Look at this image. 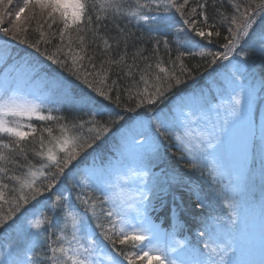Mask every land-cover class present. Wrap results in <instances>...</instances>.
Returning a JSON list of instances; mask_svg holds the SVG:
<instances>
[{"label": "snow or ice", "instance_id": "snow-or-ice-1", "mask_svg": "<svg viewBox=\"0 0 264 264\" xmlns=\"http://www.w3.org/2000/svg\"><path fill=\"white\" fill-rule=\"evenodd\" d=\"M228 3L231 12L221 10L222 2L217 7V0H211V4L209 0H196L192 7L189 0H23L10 27L2 26L5 12L0 8V34L38 54L33 57L36 64H42L39 57H43L65 73L53 76L46 86L57 95L61 108L83 114L71 118L53 115L61 108L48 107L44 97L28 98L25 89L30 81H0V233L10 237L5 246L7 257L0 264H257L240 258L235 239L221 241L220 217H211L212 223L198 233L202 249L189 251L180 242L175 247L162 245L160 230L148 215L151 200L158 193L144 178L147 170L143 162L148 156H158L164 141L170 139L188 154L186 163L195 169L201 157L194 155V148L202 155L219 151L225 146L231 127L246 121L249 135L245 156L253 152L259 157L264 178V122L257 136L255 122L249 115L254 93L242 84L248 60L252 56L264 60V0ZM3 4L4 0H0ZM209 7L217 14L213 22H209L206 11ZM26 11L25 19L36 22L32 31L38 33V39L30 40L26 35L28 28L18 23ZM121 21L135 22L149 33L175 29L170 38L162 41L169 60L160 58L161 41L156 40L154 57L143 56V49H138L129 63ZM109 22L120 33L115 46L119 48L121 40L124 42L125 51L118 58H112L113 44L100 31ZM221 36L223 42L219 40ZM213 37L218 38L223 52L208 47L214 42ZM53 40L58 42L53 44ZM97 40V47L108 53L100 59L99 67L95 54L89 52V44ZM173 46L175 60L171 58ZM185 57H200L204 63L188 67ZM233 58H238L236 63ZM139 61L144 62L143 67ZM220 61H228L219 82L230 93L226 102L215 108L217 115L223 112L222 120L206 118L197 128L204 116L203 106L197 113L178 104L174 115L157 108L193 71L203 66L206 71L216 72ZM113 70L117 79L111 78ZM41 71L47 69L42 67ZM124 78L132 83L122 87L118 80ZM32 120L44 123L36 127L30 123ZM178 125L183 128L182 133L176 131ZM114 130L120 133L124 149L136 154L140 167L125 171L121 160L115 159L107 165H97L94 160L81 169L83 154L90 149L95 151L94 146L98 147V142ZM29 153L38 163L29 158ZM129 174L141 181L134 193L125 187ZM174 182L179 184L180 180L174 178ZM195 207L205 209L199 199ZM225 207L231 217L227 231L234 233L239 224L236 204L227 202ZM41 237L44 242L40 247L46 245V250L37 254L36 241ZM177 249L183 251L174 257L172 253ZM258 264H264V236Z\"/></svg>", "mask_w": 264, "mask_h": 264}, {"label": "trees", "instance_id": "trees-1", "mask_svg": "<svg viewBox=\"0 0 264 264\" xmlns=\"http://www.w3.org/2000/svg\"><path fill=\"white\" fill-rule=\"evenodd\" d=\"M221 2L223 3V8L221 10L231 12L232 9L228 0H217V7H220ZM238 2L243 3V0H238ZM195 4L196 0H189V7L195 6ZM209 4H211V0H209ZM21 6H23V0H12L11 4L8 3V0H4V4L0 5V8L5 12L3 27L12 26L15 22V12ZM206 11L209 16V22H213L217 16L215 9L209 7ZM27 15L28 13L26 11L22 14L21 20L18 23L21 27L26 26L28 28L26 35L30 40L38 39V33L32 31L36 22L34 20H26L25 17H27ZM177 19H179V17H177ZM120 27L124 29L127 36L126 51L129 63H131L132 54L138 49H143V56L154 57L153 47L156 40L161 41L159 45L160 58L165 62L169 60V55L165 52L162 41L166 37L170 38L171 33L175 31V29H171L167 33H149L146 27H142L135 22L125 24L123 21H121ZM176 27H179V25ZM100 31L103 36L109 39V43L113 44V47L110 50L112 58H118L119 54L125 51V46L123 40H121L119 48L115 46V39L120 38V33L117 31L115 25L109 22L106 27L102 26ZM221 32L223 36L225 31L222 27ZM222 36L219 38L220 42H223ZM212 39L214 42L211 45H208V47L212 51L223 52V48L218 46V38L213 37ZM57 42L58 40H53V44ZM98 44H100L99 40H97L95 44H89V52L90 54H95L97 67H99L100 59L108 55V53H104L100 47H97ZM44 47L45 46L42 44V50ZM48 47L51 48V45ZM0 53L7 57L6 62L0 66V80L7 65L13 62L23 63L29 68V72L32 73V76L28 77V81H30L29 85L32 87L33 83H37L42 86L41 89L35 91L45 98V104L54 109L61 108L60 104L56 102L57 95L50 87H47L46 84L53 76L57 74L66 75L65 73H61V70L55 65H51L50 62L44 61L43 57H39L43 63L36 64L33 57L38 56V54L34 53L32 49H28L25 45H20L16 41L10 40L8 37H3L2 34H0ZM26 53H32V55H25ZM175 57L176 49L173 46L171 50V58L175 60ZM28 62H31V66H29ZM139 63L141 67L144 66L143 61H139ZM184 63L188 67H191L194 64L203 65L204 62L200 57H185ZM219 64L221 67H219L216 72H211L210 70L206 71L203 66L199 71H193V75L184 78L185 83H183L179 89L174 90V93L170 94L169 98H167L162 104H159L157 108H162L165 113L170 114V109L173 110L179 102L188 97L203 98L204 95H208L211 96V101H215V86L212 81L219 77L220 73L224 70V67H222L223 61H220ZM42 67L47 69V71H41ZM246 67L251 72L253 81L257 85L258 95L264 98V60L258 56H252L251 59L248 60ZM176 71L179 75L178 68ZM36 73H39V75H36ZM111 78L117 79L115 70H113ZM135 79L138 80L139 77L136 76ZM118 83L123 87L131 84L132 81L124 78L118 80ZM44 113L47 114V107L44 109ZM52 114L69 118H71V116L83 115L82 113L72 112L71 110L64 108H61L60 111H54ZM84 118L87 119L86 116H84ZM104 118L106 119V117ZM30 123L36 127H41L44 122L32 120ZM48 123L52 124V122ZM4 140L7 141V137H4ZM98 145V147L94 146L95 151L90 149L87 153L83 154L82 161L79 165L81 169L91 165L94 160L97 165H100L101 162L104 163L107 161L113 152L121 146L120 133L114 130L102 141H99ZM29 158L33 159L34 163H38L37 160L31 157L30 153ZM188 160L187 156L178 149V146L173 139L164 141L158 160L155 161V167L152 168V171L154 170L159 173L154 183L150 185V188H154L158 193L152 198L151 204L148 208V215L152 223L157 225L166 234L172 235L176 241L183 243L186 246V249L190 251L196 247L202 249V245L199 243L200 237L198 233L203 230L206 225L212 223L211 217H220L221 219L219 223L221 228L219 229V234L221 241L223 243H228L230 240L235 239L236 246L240 250V258L254 260L257 261L258 264L262 239L253 238L252 234L254 232H250L251 229L249 230V223H251L253 219H259V228L258 230H255V232L262 238V236H264V214L257 213V211L253 210V212L247 216L250 217V221L245 219L244 224L239 222L236 231L234 233H229L227 231V221L231 217L229 215L230 210L225 207V204L227 202H233L237 206V201L231 200L227 193H221V182L218 181L206 167L197 163V167L191 169L190 164L186 163ZM159 177L163 180L161 184H158L157 182ZM174 178L180 180V183H175ZM5 182L9 183L11 186V182ZM68 187L71 188L72 185L68 184ZM262 187V190L259 192L256 191L255 187L253 189L254 191L251 192L250 198L245 199V201L248 204L258 203L264 209V185H262ZM160 188L167 189V191H160ZM74 196L75 189H73V198ZM198 199L205 205L203 211L195 207ZM40 207L41 206L38 205L36 210L39 211ZM12 235H14V233ZM52 239H55L54 235ZM9 242L10 237L0 233V249ZM43 242V237H41L39 241H36L37 254L46 250V245L44 248L40 247V244ZM117 247L123 249L126 246L117 245ZM110 249L111 245H109V250ZM128 250L131 251L132 249L129 248ZM124 264H127V261H125ZM137 264H146V262L137 261Z\"/></svg>", "mask_w": 264, "mask_h": 264}, {"label": "rangeland", "instance_id": "rangeland-1", "mask_svg": "<svg viewBox=\"0 0 264 264\" xmlns=\"http://www.w3.org/2000/svg\"><path fill=\"white\" fill-rule=\"evenodd\" d=\"M6 60L7 57L0 53V66L3 65ZM236 61L237 58H233V63H236ZM227 64L228 61H223V66ZM224 71L225 69L221 73ZM31 76L32 73L29 72V68L25 64L13 62L5 67L0 81L5 80L6 78L28 80V77ZM219 77L212 81L213 85L215 86V101H211V96L204 95L203 98L188 97L178 103L183 104L186 108H192V110L196 111L197 113H199L200 106H203L204 116L202 117L201 121L198 122L196 126L197 128L204 123L206 118L210 119L211 121L223 119V112H220L219 115H217L215 108L217 105L225 103L229 98L230 93L224 91L221 83L219 82ZM242 84L245 90L251 89L254 93L249 115L250 118L255 122V132L256 135L259 136L261 123L264 122V98L258 95L257 85L254 83L253 76L247 69L246 65H244V79ZM41 88L42 86L37 83H33L32 87L28 84L27 88L25 89V93L29 94V99H39L42 97V95L38 94L35 90H39ZM210 108L213 110L209 111ZM175 109L176 107H174L170 115L175 114ZM176 131L182 133L183 128L178 125ZM146 134L150 135L148 133ZM248 135L249 126L247 122L240 121L231 127L229 137L225 142V146L219 151L212 152L208 155H202L194 148V155L201 157L197 163L206 167L215 176V178L221 182V193H227L231 200L237 201V214L239 222L242 224L245 223V219L250 221V217L247 216L251 214L253 210L257 211V213L264 214V209L260 206V204H248L245 201V199L250 198L251 192L254 191L253 189L255 187L256 191L259 192L262 190L261 188H263L262 185H264V178L261 177L260 172L259 157L253 152H249L247 154V158L245 156V142ZM173 141L176 143L174 139ZM184 154L189 159L188 154ZM158 157L159 155H151L146 157L143 162V166L147 170V176L144 178L148 181L149 187L152 183H154L156 177L159 175L158 172L154 170L152 171V168L155 167V161L158 160ZM115 159L121 160V168L125 171H127V169H136L140 167L139 161L136 158V154L130 150H125L122 144L113 152L109 159L104 162V164L107 165L109 161H113ZM111 179H115V177H111ZM162 181L163 180L159 177L157 182L158 184H161ZM140 184L141 181L138 177L129 174V181L125 187L127 191L134 193ZM258 223L259 219H253L251 223H249V230L251 229L250 232L252 231L255 233L252 234L253 238L262 239L261 236L255 232V230H258L259 228ZM159 230L161 233V244L164 246L170 245L175 247L176 242L178 241H176L172 235L166 234L160 228ZM31 243L32 241L29 240L28 246H31ZM5 246L0 249V261L7 257L8 253L5 251ZM9 251H11V249ZM180 251L182 250L177 249V252L172 253V255L175 257Z\"/></svg>", "mask_w": 264, "mask_h": 264}]
</instances>
